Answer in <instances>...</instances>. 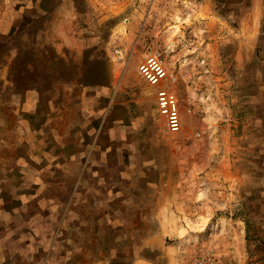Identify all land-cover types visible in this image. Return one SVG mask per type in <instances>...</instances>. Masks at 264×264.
<instances>
[{
	"label": "rangeland",
	"instance_id": "374dc122",
	"mask_svg": "<svg viewBox=\"0 0 264 264\" xmlns=\"http://www.w3.org/2000/svg\"><path fill=\"white\" fill-rule=\"evenodd\" d=\"M178 4L0 0V264H264V0ZM187 86L218 126L188 130Z\"/></svg>",
	"mask_w": 264,
	"mask_h": 264
},
{
	"label": "crops",
	"instance_id": "0c3cea01",
	"mask_svg": "<svg viewBox=\"0 0 264 264\" xmlns=\"http://www.w3.org/2000/svg\"><path fill=\"white\" fill-rule=\"evenodd\" d=\"M188 0H177L178 6L177 9H184L185 6L187 5H183L184 2H187ZM183 75L182 73H180L181 78L183 79ZM176 91L180 94L181 90L179 85L177 84L175 86ZM155 89V93H156V88ZM192 89L189 88V86L186 87V105L187 108L190 109V114L188 113H183V116L188 124V130L193 131L194 128H197V126H201L202 131L203 130H211L213 129L215 126H218L219 123H221V121L223 119H225L226 115L228 114L227 110L225 109V106H219L218 104H214V102L209 101L208 99H206V96H203L201 98H199L198 94L196 96H194L192 94ZM181 95V94H180ZM264 102V99H260V100H256L255 104H259V107L261 106V108H264V104H262ZM185 107V106H184ZM255 107L257 108L258 105H255ZM192 110V111H191ZM257 113V110H256ZM256 121H258V116H256ZM150 121H148V119H145L144 123L146 125V123H148ZM264 123V122H263ZM264 125V124H263ZM257 127V126H256ZM31 176L35 177V175H33V173L30 174ZM205 175V176H204ZM217 176L216 173L213 172H205L202 176V181H207V180H211L212 178L214 179V177ZM223 176V173H222ZM222 176L220 175V173H218V180L222 181ZM224 177V176H223ZM206 184V182H204ZM206 192L209 190L208 184H206ZM0 219H13L11 217H5L2 216L0 214ZM0 237L2 238L4 235L8 234V230H10V225L8 226H4L2 227V225H0ZM11 232V231H10ZM2 251H0V258L2 260L6 259L7 257H9L10 253L8 252L6 255H4V248L2 247V249H0ZM4 256H3V255Z\"/></svg>",
	"mask_w": 264,
	"mask_h": 264
},
{
	"label": "built area",
	"instance_id": "2783aa9c",
	"mask_svg": "<svg viewBox=\"0 0 264 264\" xmlns=\"http://www.w3.org/2000/svg\"><path fill=\"white\" fill-rule=\"evenodd\" d=\"M138 70L146 83L156 88V106L166 120L168 132L178 133L181 129L179 103L169 84L172 76L164 62L157 54L149 53L139 64Z\"/></svg>",
	"mask_w": 264,
	"mask_h": 264
},
{
	"label": "bare ground",
	"instance_id": "6f19581e",
	"mask_svg": "<svg viewBox=\"0 0 264 264\" xmlns=\"http://www.w3.org/2000/svg\"><path fill=\"white\" fill-rule=\"evenodd\" d=\"M125 33V32H124ZM174 80V79H173ZM174 219H172V217L170 218V219H168V222H169V225L170 226H173L174 225V221H173Z\"/></svg>",
	"mask_w": 264,
	"mask_h": 264
}]
</instances>
